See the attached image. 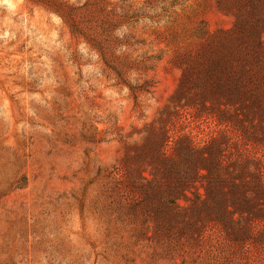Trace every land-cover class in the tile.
<instances>
[{"label":"rangeland","instance_id":"rangeland-1","mask_svg":"<svg viewBox=\"0 0 264 264\" xmlns=\"http://www.w3.org/2000/svg\"><path fill=\"white\" fill-rule=\"evenodd\" d=\"M52 1L0 0V264H264L261 217L225 225L179 209L247 210L223 170L198 173L175 204L155 198L175 192L160 157L176 140L212 152L227 136L222 165L242 151L234 130L173 97L177 56L239 20L264 47L262 11L249 0H58L127 57L118 79Z\"/></svg>","mask_w":264,"mask_h":264},{"label":"trees","instance_id":"trees-1","mask_svg":"<svg viewBox=\"0 0 264 264\" xmlns=\"http://www.w3.org/2000/svg\"><path fill=\"white\" fill-rule=\"evenodd\" d=\"M45 5L60 16L74 38L83 39L97 50L106 70L118 79L122 78L128 66L127 57L113 55L111 39L99 38L90 20L82 21L77 9L72 8L74 14H69V7L58 0ZM249 6L258 8L264 16V0H249ZM106 23L109 24V21ZM241 25L239 20L232 30L200 33L196 36L195 43H192V48L187 47L179 53L177 60L183 69L173 97L180 98L202 116L210 117L218 126L234 130L242 151H239L235 161L222 165L221 156L225 154L221 151V145L226 148L230 145V138L227 136L221 135L213 140L217 142L223 138L225 143L218 149L210 147L209 151L212 152H207L206 148L197 151L183 140H176L172 157H160L166 172L173 176L175 192L172 195L169 191L159 194L156 191L155 197L166 201L173 198L175 204L199 178L198 173L204 170L212 178L214 172L223 170L222 181L230 185V189L238 190V199L246 204L247 210L240 208L238 212L234 206H225V203L210 207L207 201L202 200L199 201V206L187 209L176 204L185 214L190 212L191 216H203L207 210L214 214V221L221 224L231 223L237 213H244L250 220L259 217L264 220V153L259 155L257 151L251 150L261 148L264 151V47L259 31L248 30ZM164 142L162 140L159 145L161 151ZM196 157L198 159L195 160ZM206 161L212 162L213 168L201 166ZM215 161L219 162L217 167ZM204 176L203 174L200 177ZM140 177L142 181H146L142 174ZM151 177L153 178L152 175ZM155 182L152 179L148 187L155 188ZM137 185L139 186L136 189L143 192L140 184ZM204 190L205 195L208 194L207 189ZM226 190L229 191V188ZM226 212L229 214L227 221V216L222 214Z\"/></svg>","mask_w":264,"mask_h":264}]
</instances>
